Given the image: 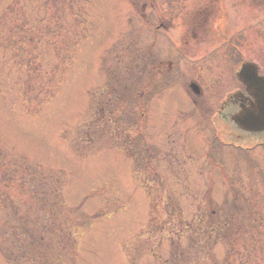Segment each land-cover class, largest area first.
Listing matches in <instances>:
<instances>
[{
  "label": "rangeland",
  "instance_id": "rangeland-1",
  "mask_svg": "<svg viewBox=\"0 0 264 264\" xmlns=\"http://www.w3.org/2000/svg\"><path fill=\"white\" fill-rule=\"evenodd\" d=\"M155 5L145 25L125 0H0V264H264V149L227 148L209 127L240 87L238 63L264 73V0L222 27L221 38L238 35L239 58L174 59L175 82L203 88L209 126L182 87L152 101L145 74L130 84L137 50L158 45L166 55V35L183 41L178 15L175 30L154 39L169 12ZM204 29L187 50L222 45L217 27ZM117 76L134 89L128 101L112 95ZM224 216L246 232L223 227L224 243L222 230L203 233Z\"/></svg>",
  "mask_w": 264,
  "mask_h": 264
},
{
  "label": "flooded vegetation",
  "instance_id": "flooded-vegetation-1",
  "mask_svg": "<svg viewBox=\"0 0 264 264\" xmlns=\"http://www.w3.org/2000/svg\"><path fill=\"white\" fill-rule=\"evenodd\" d=\"M152 3L148 5L147 2L143 3V13L141 16L146 18V14L144 11L147 10L148 6L150 10H153L156 6L155 4L158 1H162L165 5H176L178 6L179 10L181 11L180 14H176L174 10L169 6L168 14L165 20H158L157 30H167L171 29L170 26H174L176 16L178 15L180 18L179 21L181 22L182 26L185 28V32L183 34V44L185 45L187 43V37L195 40L197 36V32L205 33L206 30L205 27L213 25L215 22L217 25H234L232 21H239L234 19H229V12H232V16H238V13H236V9L238 10L240 4H245L246 2L254 1V0H184L181 2V0H150ZM153 1L155 3H153ZM191 1L192 5L186 8L184 11L181 10V7L184 6V2ZM226 4L230 5V8L226 6ZM235 13V14H234ZM194 29V34L187 35V30L190 31ZM167 43L170 44V46L173 48V51L166 55H161L159 46H154L151 50H148V54L152 56V74L153 79H157L158 81L162 76L167 78L174 74V71L176 70V65L174 63V59L176 58V52L174 50L175 47V36L171 35L168 36ZM201 41H203L201 39ZM205 43V42H204ZM223 43H229V41H224ZM207 46V43H205ZM212 52H200V56L203 57L206 54H211ZM218 53V51H216ZM198 54V51H181L179 52L178 56L179 59H187L191 58V56H196ZM243 92V91H242ZM241 91H236L233 93L228 100H225L221 103L219 109L217 110V116L224 117L227 119V125L225 126V129L228 128V124L231 122V124L235 126L234 120L236 119L237 115L239 114V107H245L247 103L250 102V98H247L246 96L242 95ZM194 103L196 104V101L194 100ZM203 109V108H202ZM206 108H204L205 110ZM227 133L228 131L225 130Z\"/></svg>",
  "mask_w": 264,
  "mask_h": 264
},
{
  "label": "water",
  "instance_id": "water-1",
  "mask_svg": "<svg viewBox=\"0 0 264 264\" xmlns=\"http://www.w3.org/2000/svg\"><path fill=\"white\" fill-rule=\"evenodd\" d=\"M239 77L255 98L256 114H246L244 116L245 126L243 129L253 132L264 131V78L257 77V69L250 64L243 66Z\"/></svg>",
  "mask_w": 264,
  "mask_h": 264
},
{
  "label": "trees",
  "instance_id": "trees-1",
  "mask_svg": "<svg viewBox=\"0 0 264 264\" xmlns=\"http://www.w3.org/2000/svg\"><path fill=\"white\" fill-rule=\"evenodd\" d=\"M209 232H212V231H209ZM211 236V234L209 233V237Z\"/></svg>",
  "mask_w": 264,
  "mask_h": 264
}]
</instances>
